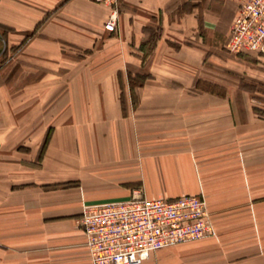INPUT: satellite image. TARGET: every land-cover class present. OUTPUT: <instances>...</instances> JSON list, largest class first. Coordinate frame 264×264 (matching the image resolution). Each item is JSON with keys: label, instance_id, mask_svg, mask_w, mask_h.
I'll list each match as a JSON object with an SVG mask.
<instances>
[{"label": "crops", "instance_id": "0c3cea01", "mask_svg": "<svg viewBox=\"0 0 264 264\" xmlns=\"http://www.w3.org/2000/svg\"><path fill=\"white\" fill-rule=\"evenodd\" d=\"M239 3L121 0L112 33L107 5L0 0V264H92L78 224L84 205L200 195L201 182L219 237L139 264H264L249 241L254 223L239 219L264 216V154L228 159L230 135L248 129L230 105L238 95L196 92L204 81L264 83V56L227 50ZM141 64L150 76L140 92L122 93L119 75L125 83L126 65ZM252 112L247 104L250 122ZM72 180L79 186H61ZM232 184L236 202L221 205Z\"/></svg>", "mask_w": 264, "mask_h": 264}, {"label": "built area", "instance_id": "2783aa9c", "mask_svg": "<svg viewBox=\"0 0 264 264\" xmlns=\"http://www.w3.org/2000/svg\"><path fill=\"white\" fill-rule=\"evenodd\" d=\"M117 7L119 0H89ZM227 50L264 56V0H239ZM118 8L105 29L115 32ZM93 264H139L157 249L207 237L214 232L212 214L201 195L173 199L135 195L125 201L90 205L78 218Z\"/></svg>", "mask_w": 264, "mask_h": 264}, {"label": "rangeland", "instance_id": "374dc122", "mask_svg": "<svg viewBox=\"0 0 264 264\" xmlns=\"http://www.w3.org/2000/svg\"><path fill=\"white\" fill-rule=\"evenodd\" d=\"M100 5H106V4H100ZM107 6H109V5H107ZM120 6H121V0H119L117 7H115V6L114 7L109 6V7L111 8V12H112V10L114 8H118V10H121ZM104 26H105V24H104ZM104 29H105V27H104ZM115 32H112V33H115ZM148 35H149V38L146 41L145 51H144V53L146 55L149 54V51L152 49L153 43H154L153 39H155L154 37L156 35H158V33H156L155 30H154V32H153V30H151L148 33ZM139 51H140L139 55H140V59H141V63H142V44L139 47ZM69 71L70 70L68 68V72ZM124 73L126 74L125 83L123 82L122 75L121 74L119 75V81H120L122 93H125V89H126V91L128 93L136 95L137 93L140 92V89L142 88V85L145 82L144 81L142 84L139 76L142 75V78H143L148 73V71L145 70L144 65H142V64L139 65L138 67L137 66L135 67V65H126V71ZM123 83L125 85V88H124ZM230 83L233 85L222 86V85L215 84L212 82L204 81V82L200 83V85L198 87L199 91H196V92H206V93L208 92V93H213V94H224V93H227L229 89H234L231 92L235 91V93H237V95H238L237 99L238 100L230 103V105H232V107H234L233 108L234 111L235 110L239 111V113L243 117V118H239V120H242L245 124H247V127H245V128H248V129L243 131V135H237L236 137L234 134L230 135V138L228 139V142H229L228 145L230 147H228V150H227V158L228 159H234V155H236L237 157H239L240 159H243V160L246 158L252 159V154H254L256 151H258L260 157H262V155L264 154V148H261V149L258 148L259 150H257V148H255L256 147L255 144H251V143H260L261 144L264 142V127L262 126V125H264V83L261 81H258L256 79L242 78V77H239L237 79H232V80H230ZM243 93L248 94L251 97L252 101H249V103H246L242 99L243 97L241 98V96H240ZM137 103H138L137 101H134V105H137ZM247 104L252 108V111H253L252 114H254L253 115L254 119H251V122H250V119H248V116H246ZM242 111H244V113ZM248 121H249V123H248ZM253 131H254V133H253ZM257 133L259 135H256ZM235 138H237V139L234 141ZM240 138H244V139L241 140ZM234 145L237 147V150H235V151H234ZM242 147H247V148L242 149ZM214 156L215 155H212L211 159H214ZM195 168L197 171V169L199 167L195 166ZM246 168H250V167H245V169ZM259 168L262 169L263 167H259ZM231 177H233V175ZM245 184H247V183H245ZM199 185L201 188L200 195L202 197H204L203 196L204 192L202 190V182ZM61 186L64 188H74V187L79 186V183L77 181L72 180V181L64 182ZM232 186H233V184L230 185L229 190L227 192H225L226 195H220L219 199H220L221 205H223L226 197L230 203L234 204L236 202V198H234V196H233L234 190H233ZM216 192L219 193V190L216 189ZM142 195H143V192H142ZM204 199H205V197H204ZM263 200L264 199H260V202H262ZM252 202L254 203L255 201H252ZM90 205L91 204L84 205L82 207V211H84V209ZM229 208H231V206L226 207L227 213H229V214H227L225 222H230V225L233 226V223L235 221V214L233 212H231V210ZM239 219L243 220L244 222L248 219L249 223L251 221L254 223L253 224V227H254L253 232H255V233L252 236L250 235L249 241L257 244L258 251H259V253H261L264 250V246L261 244V243H263V240H264V216L262 217L259 215V218L257 220L256 215L252 217V215L250 213H247V215L246 214H243V215L239 214ZM258 223H259V225H257ZM218 237H219L218 231H217V228L214 224V232L207 237H203V238L195 239V240H189V241H185L183 243H174L171 245H167V246H164V247L157 249L156 251H154L153 254H155L158 250H164V251H167L168 249L176 250L180 246H182L183 244L185 245L188 243L200 242V241L207 240V239H217ZM148 258H146V259H148Z\"/></svg>", "mask_w": 264, "mask_h": 264}, {"label": "trees", "instance_id": "16d2710c", "mask_svg": "<svg viewBox=\"0 0 264 264\" xmlns=\"http://www.w3.org/2000/svg\"><path fill=\"white\" fill-rule=\"evenodd\" d=\"M153 32H154V30H153ZM156 33H158V32H156ZM157 36H158V35H156V36L154 37V38H155V39H153L154 41L156 40V37H157ZM145 44H146V43H144V48H145ZM153 45H154V44H153ZM149 76H150L149 73H147L143 78H142V75L139 76L141 83L143 84V82H144ZM49 139H50V133L48 132V134L46 135V138H45V140H44V144L42 145L41 152L44 151L45 147L47 146V144H48V142H49Z\"/></svg>", "mask_w": 264, "mask_h": 264}]
</instances>
